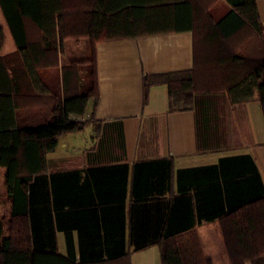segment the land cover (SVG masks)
Masks as SVG:
<instances>
[{"label": "crops", "instance_id": "0c3cea01", "mask_svg": "<svg viewBox=\"0 0 264 264\" xmlns=\"http://www.w3.org/2000/svg\"><path fill=\"white\" fill-rule=\"evenodd\" d=\"M256 3L264 25V0ZM1 22L6 43L10 27L3 17ZM67 41L60 68L90 55V48L82 56L68 55ZM75 42L79 46L82 39ZM3 49L10 54L17 44ZM96 58L98 99L65 125L56 149L47 154V170L28 189L36 251L74 255L77 264L83 255L127 257L109 264H162L157 244L139 250L136 244L193 225L190 232L198 236L204 256L212 264H231L221 219L200 218L201 212L228 210L226 174L205 167L251 154L264 181L260 101L235 104L227 93H209L197 96L190 109H172L166 84L151 86L145 100L146 75L193 67L192 30L99 42ZM258 69L263 77L264 63ZM151 160L154 168L141 165L135 176V164ZM5 172L0 166V211L10 206Z\"/></svg>", "mask_w": 264, "mask_h": 264}, {"label": "trees", "instance_id": "16d2710c", "mask_svg": "<svg viewBox=\"0 0 264 264\" xmlns=\"http://www.w3.org/2000/svg\"><path fill=\"white\" fill-rule=\"evenodd\" d=\"M17 50L2 54L0 26V166L6 168L9 207L0 211V264H77L59 253L36 251L28 220L33 178L47 170L67 123L98 99L99 42L192 30L190 69L146 75L166 84L172 109L187 110L197 96L227 93L232 103L258 99L264 113V25L256 0H0ZM88 39L90 55L60 68L66 40ZM76 123L74 128H79ZM154 161L138 162L153 169ZM128 169V166H126ZM205 168L226 174L228 210L200 213L220 218L231 264H264V181L251 154L221 158ZM236 190V191H233ZM236 192V193H235ZM0 202L1 198H0ZM192 227L136 244H157L162 264H212ZM190 232V233H187ZM134 242V241H133ZM56 247L54 246V250ZM126 255H83L79 264H109ZM127 261V260H126Z\"/></svg>", "mask_w": 264, "mask_h": 264}, {"label": "rangeland", "instance_id": "374dc122", "mask_svg": "<svg viewBox=\"0 0 264 264\" xmlns=\"http://www.w3.org/2000/svg\"><path fill=\"white\" fill-rule=\"evenodd\" d=\"M0 10H1L0 14L2 13L0 16V25H1L2 24V22H1L2 17H3L4 22H7V20H6V17H5V14H4L2 7ZM6 36H7L6 37V43H5V47L3 49V52H8V51L12 50L14 48V45H15L14 37H13L12 33L10 32V30L9 31L6 30ZM75 43L76 42L74 39H69L67 41V54L68 55H71V53H74L77 56H82L84 54V51L88 50V48H89V40L86 38L82 39V42L79 46L77 44L78 47L76 46ZM75 139H77V137L74 138V141H75ZM71 144H73V146L74 145L77 146L76 142L71 143ZM0 180L3 181V174L2 173H0Z\"/></svg>", "mask_w": 264, "mask_h": 264}]
</instances>
